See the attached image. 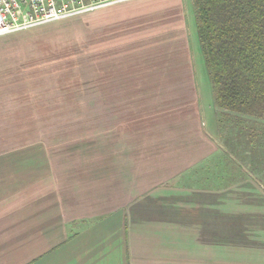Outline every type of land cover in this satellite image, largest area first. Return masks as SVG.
<instances>
[{"label":"crops","instance_id":"crops-1","mask_svg":"<svg viewBox=\"0 0 264 264\" xmlns=\"http://www.w3.org/2000/svg\"><path fill=\"white\" fill-rule=\"evenodd\" d=\"M98 11L96 95L0 125V264H264V119L216 106L192 0Z\"/></svg>","mask_w":264,"mask_h":264},{"label":"rangeland","instance_id":"rangeland-1","mask_svg":"<svg viewBox=\"0 0 264 264\" xmlns=\"http://www.w3.org/2000/svg\"><path fill=\"white\" fill-rule=\"evenodd\" d=\"M98 15L86 13L0 37V105L16 113L0 117V125L9 128L3 137L10 147L55 140L50 110L80 108L83 92L96 95L92 84L99 64L105 63L98 45L106 43L103 29L98 31ZM201 79L207 86L204 74ZM192 250L187 247V259Z\"/></svg>","mask_w":264,"mask_h":264},{"label":"trees","instance_id":"trees-1","mask_svg":"<svg viewBox=\"0 0 264 264\" xmlns=\"http://www.w3.org/2000/svg\"><path fill=\"white\" fill-rule=\"evenodd\" d=\"M192 3L216 106L225 117L264 119V0Z\"/></svg>","mask_w":264,"mask_h":264},{"label":"built area","instance_id":"built-area-1","mask_svg":"<svg viewBox=\"0 0 264 264\" xmlns=\"http://www.w3.org/2000/svg\"><path fill=\"white\" fill-rule=\"evenodd\" d=\"M120 0H0V37L67 20Z\"/></svg>","mask_w":264,"mask_h":264}]
</instances>
